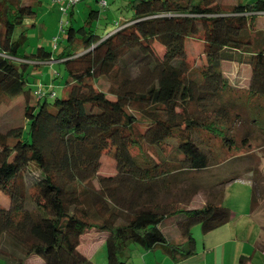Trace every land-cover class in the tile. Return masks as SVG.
Listing matches in <instances>:
<instances>
[{"label": "trees", "instance_id": "trees-1", "mask_svg": "<svg viewBox=\"0 0 264 264\" xmlns=\"http://www.w3.org/2000/svg\"><path fill=\"white\" fill-rule=\"evenodd\" d=\"M126 9L132 18L113 31L100 33L95 9L81 25L62 20L66 44L57 56L45 47L27 54L26 30L16 34L37 5L0 0V98L26 99L25 124L0 131V193L8 200L0 203V259L7 264L32 255L44 264H96L79 249L91 231L107 233L106 264H130L133 246H163L181 260L196 253V225L208 234L231 221L224 187L214 184L206 205L183 208L198 187L190 182L180 192L178 183L237 147L227 131L243 117L228 95L264 100V32L255 29L264 0H131ZM190 39L203 44L204 58L193 63ZM54 60L67 72V97L32 103L30 66ZM225 62L250 67L247 87L230 81ZM101 79L107 90L97 87ZM105 154L115 176L99 173ZM257 190L254 184L252 211ZM172 217L179 244L162 229Z\"/></svg>", "mask_w": 264, "mask_h": 264}, {"label": "rangeland", "instance_id": "rangeland-1", "mask_svg": "<svg viewBox=\"0 0 264 264\" xmlns=\"http://www.w3.org/2000/svg\"><path fill=\"white\" fill-rule=\"evenodd\" d=\"M28 1L37 5V14L28 19L23 29L18 30L16 34L17 38L23 30H26L29 38L26 48L27 54L35 53L38 48L45 47L57 56L66 44L64 36H61L63 33L60 30V22L62 20L66 22L73 18L76 25H81L84 23L90 9L101 12L99 20L95 23L100 33L113 31L121 22L129 20L133 16L132 11L126 9V5L131 0H107L108 6L106 8L100 4L101 0H80L75 7L73 17L64 16L59 10V5L54 4L52 0ZM222 1L226 6H231L234 2V0ZM249 1L251 2L252 0H242L244 3ZM36 2H39L40 5ZM255 29L256 31L264 32V14L257 18ZM58 36L59 48L56 50L54 41ZM186 48L188 59L192 63L204 58L201 55L203 44L198 40H188ZM223 67L232 83H237L238 80L240 83L238 86L247 87L251 72L247 64L225 62ZM30 71V85L28 88L32 92L30 98L32 103L38 100L36 91H39V89H42L45 94H49V100H54L55 96L61 99L67 97V72L62 64L53 61L52 63H43L36 68L31 65ZM96 84L101 89L107 90L108 88L105 80L101 79ZM228 97L234 99L235 102L233 113L236 111L243 117L241 120L236 121L234 132L232 130L227 131V134L233 133L238 145L233 149L232 154L229 155L226 161L220 163L217 160L218 156H216L212 167L205 170V172L191 175L190 177L192 178L188 179L189 182L183 181L182 175L179 177L181 180L178 183L180 192L182 188L189 187L190 182H194V185L198 187V194L193 199H189V201L183 200L181 207L194 208L204 206L210 200V193L214 188L219 190L224 187L225 198L222 206L231 210V221L215 230L216 232L213 231L206 235L203 234L201 225H196L193 228V234L197 248L202 253L206 250V247L203 246L205 243L223 244L227 239H218L217 235H219L220 231L229 229L231 242L226 247L230 246L232 248L230 253L222 255V264H231L230 254L233 251V247H240L245 252L244 254L250 257L248 260L249 264H264V252L262 250L264 249V100L262 103L252 102L247 94L240 90L236 93H231ZM25 102L26 99L23 96L0 98V131H5L10 126L25 124ZM246 132H250L251 142L248 146L244 145L242 141V137ZM99 173L101 176L106 177L116 175L115 162L110 154L103 156ZM214 184H217V186L214 187ZM254 184L258 185L259 191L257 190V193L259 197L257 209L252 211ZM181 197L184 196L182 195ZM0 203L8 205L7 198L1 193ZM176 218L168 219L162 227L168 235L172 236L173 240H176L178 233L174 228L173 221ZM235 232L238 240L234 239ZM99 245V242L96 241L82 246L81 249L91 252L98 248ZM92 257L96 264L107 262L106 245H102L100 249L92 253ZM0 264L7 263L5 259H0Z\"/></svg>", "mask_w": 264, "mask_h": 264}, {"label": "crops", "instance_id": "crops-1", "mask_svg": "<svg viewBox=\"0 0 264 264\" xmlns=\"http://www.w3.org/2000/svg\"><path fill=\"white\" fill-rule=\"evenodd\" d=\"M54 62H56V60H54ZM217 237L218 239H227V240H225L223 244L222 243L221 244H216V243L203 244V246L206 247V250H204L202 253L199 251V249L196 246V253L193 256H190V257H187L181 260H176L172 258L169 255L166 247H163V246L154 248L153 250H144L140 246H133L130 264H222V258H221L222 255L224 256L226 255V253L228 252L230 253V250L232 248L230 246L226 247V245L230 244L231 242L230 240L231 236H230L229 229L220 231ZM237 237H238L237 233L235 232L234 239L238 240ZM170 238L173 240L172 236H170ZM106 239H107V233L91 231L82 238V244L79 247V249L88 258L93 260L92 253L100 249L102 245H105ZM96 241H98L100 245L95 250L91 252L90 251L87 252V251H84V249H81L82 246L89 244V243L96 242ZM180 242H181V237L179 236V233H177L176 240L174 241V243L179 244ZM222 245L223 247H225L224 249H222L223 248ZM262 250L264 252V249ZM157 251H160V252H157ZM244 253L245 252L240 247L238 248L233 247V251L230 254L231 264H238L241 256H244V255L247 256V254H244ZM26 264H44V261L42 260L41 257L37 255H32L26 261ZM104 264H106V261L104 262Z\"/></svg>", "mask_w": 264, "mask_h": 264}, {"label": "built area", "instance_id": "built-area-1", "mask_svg": "<svg viewBox=\"0 0 264 264\" xmlns=\"http://www.w3.org/2000/svg\"><path fill=\"white\" fill-rule=\"evenodd\" d=\"M52 2L56 5H59L60 12L64 16H67L69 14L70 9L75 7L80 2V0H52ZM100 4L102 5V7L106 8L108 6V1L101 0ZM260 14L263 15L264 12ZM64 26H65V23L62 21L60 23V27L62 28ZM55 42H57V38L55 39ZM36 95L38 96V98H40V97H43L45 93L42 91V89H39V91H36Z\"/></svg>", "mask_w": 264, "mask_h": 264}]
</instances>
